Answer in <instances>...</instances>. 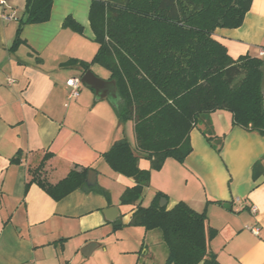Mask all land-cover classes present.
Listing matches in <instances>:
<instances>
[{"label":"crops","instance_id":"obj_1","mask_svg":"<svg viewBox=\"0 0 264 264\" xmlns=\"http://www.w3.org/2000/svg\"><path fill=\"white\" fill-rule=\"evenodd\" d=\"M91 1L52 0L49 20L25 25L24 43L11 50L26 0H0V264H156L152 244L161 246L160 233L125 227L133 207L114 200V189L122 195L134 180L113 172L102 158L124 136L134 145L132 123L120 124L109 99L96 100L91 89L67 100L66 81L80 77L77 63H89L97 51L88 20ZM67 17L82 31L64 27ZM213 38L233 60L246 55L264 59L259 56L264 0H252L240 27L216 29ZM102 78L108 80L107 74ZM210 122L214 134L224 137L221 153L193 129L192 151L184 163L166 159L161 169L150 172L143 195L150 193L152 200L164 194L167 209L184 202L204 211L208 226L216 230L209 249L219 264H264V176L253 173L264 159V137L232 126L225 111L211 114ZM43 150L92 168L95 185L107 197L78 189L54 201L36 185L25 192V157ZM17 152L20 162L11 163ZM138 166L150 169L147 160ZM101 175L108 182L100 181ZM110 208L119 213L113 221L103 214ZM118 222L124 227L114 229ZM116 233L129 239L121 235L111 241ZM88 245L92 249L85 257L82 250Z\"/></svg>","mask_w":264,"mask_h":264},{"label":"trees","instance_id":"obj_2","mask_svg":"<svg viewBox=\"0 0 264 264\" xmlns=\"http://www.w3.org/2000/svg\"><path fill=\"white\" fill-rule=\"evenodd\" d=\"M252 0H92L88 20L97 51L92 60L79 61L83 74L93 65L114 80L118 99L111 102L120 124L132 123L135 143L116 141L102 154L115 173L134 180L120 197V205L132 206L125 227L157 230L166 249L164 264H219L209 249L216 230L208 226L205 212H196L184 202L171 209L160 207L162 193L142 206L150 172L166 159L184 163L191 153L190 132L198 129L217 154L223 136L214 134L210 116L225 111L234 127L264 137V96L260 91V67L264 59L242 56L233 60L213 38L216 29L242 25ZM52 0H26L24 15L11 50L24 43L25 25L45 23ZM64 27L81 32L71 17ZM150 163L140 169L139 160ZM17 152L11 163H19ZM25 192L38 186L54 201L74 190L97 192L86 185L90 167L64 162L48 150L25 157ZM264 176V159L253 166ZM120 222L114 229L122 228Z\"/></svg>","mask_w":264,"mask_h":264},{"label":"water","instance_id":"obj_3","mask_svg":"<svg viewBox=\"0 0 264 264\" xmlns=\"http://www.w3.org/2000/svg\"><path fill=\"white\" fill-rule=\"evenodd\" d=\"M261 71V83H260V91L264 96V63L260 67ZM80 83L88 89H91L95 93L96 100H105L109 99L110 102H116L118 99L116 83L114 80H104L96 76L91 69L87 70L83 74L80 75ZM96 184V172L93 170L88 171L86 177V185L92 187ZM166 204L164 199L160 201V207H163ZM104 215H109L111 218L110 221H113L116 217H118V209L110 208L103 211ZM92 249V245H88L85 249L82 250V253L85 257L90 255V251Z\"/></svg>","mask_w":264,"mask_h":264},{"label":"rangeland","instance_id":"obj_4","mask_svg":"<svg viewBox=\"0 0 264 264\" xmlns=\"http://www.w3.org/2000/svg\"><path fill=\"white\" fill-rule=\"evenodd\" d=\"M98 67V66H97ZM92 72L96 75V76H98L99 78H101V79H103L102 78V75H105V74H107V77H108V72H106L103 68H93L92 69ZM82 73H80L78 76H80ZM83 88H86L85 86H83L82 84H81V90H80V93H81V91H82V89ZM107 165V164H106ZM102 179H106L105 181L106 182H108V177H105L104 178V176L103 175H101L100 176V181L102 180ZM117 193H118V191H115V189H114V192H113V194H114V196H117V197H114V198H116V199H114V200H116V201H118L119 202V199H120V197H121V195H117ZM150 200H151V195H150V193H145L143 196H142V199H141V204H142V206H147V205H149L150 204ZM134 228H138V230L139 231H143V229L141 228V227H134ZM155 232L154 233H157L158 235H159V232L157 231V230H154ZM121 235H125L126 236V238H128L129 239V236L127 235V234H120V233H116V234H114V238H112L111 239V241H114L113 239H115L117 236H121ZM125 241V240H124ZM161 243V246H158L155 242H153V244L152 245H154V246H152V250H153V252H154V254H155V258H154V261H155V263L157 264H159V262L161 263L163 260H165L166 259V256H167V254H165V252H163V251H166V249L164 248V245L162 244V242H160Z\"/></svg>","mask_w":264,"mask_h":264},{"label":"built area","instance_id":"obj_5","mask_svg":"<svg viewBox=\"0 0 264 264\" xmlns=\"http://www.w3.org/2000/svg\"><path fill=\"white\" fill-rule=\"evenodd\" d=\"M9 18L12 19L13 16H10ZM259 56L264 57V50H260ZM66 86L69 88L67 100L68 101L76 100L79 97L81 90L80 77L70 78L69 80L66 81ZM250 209L252 213L256 212V208L254 206H252ZM252 231L254 234L258 233L257 229H252Z\"/></svg>","mask_w":264,"mask_h":264}]
</instances>
